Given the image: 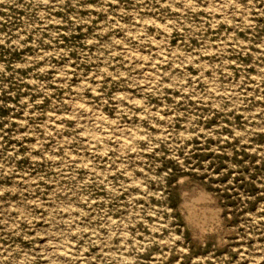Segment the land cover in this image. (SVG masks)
<instances>
[{
    "label": "rangeland",
    "instance_id": "obj_1",
    "mask_svg": "<svg viewBox=\"0 0 264 264\" xmlns=\"http://www.w3.org/2000/svg\"><path fill=\"white\" fill-rule=\"evenodd\" d=\"M0 264H264V0H0Z\"/></svg>",
    "mask_w": 264,
    "mask_h": 264
},
{
    "label": "bare ground",
    "instance_id": "obj_2",
    "mask_svg": "<svg viewBox=\"0 0 264 264\" xmlns=\"http://www.w3.org/2000/svg\"><path fill=\"white\" fill-rule=\"evenodd\" d=\"M133 137V136H132ZM199 199H201V200H204L205 199V196L204 195H199ZM192 206V205H191ZM199 219V216L196 214V213H194L193 214V221H197Z\"/></svg>",
    "mask_w": 264,
    "mask_h": 264
}]
</instances>
